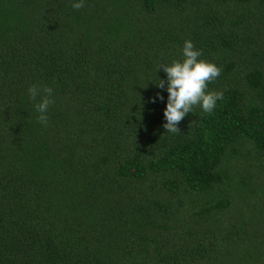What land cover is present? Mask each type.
Wrapping results in <instances>:
<instances>
[{
	"label": "trees",
	"instance_id": "16d2710c",
	"mask_svg": "<svg viewBox=\"0 0 264 264\" xmlns=\"http://www.w3.org/2000/svg\"><path fill=\"white\" fill-rule=\"evenodd\" d=\"M73 2L0 0V264H264V0ZM185 39L224 98L172 133Z\"/></svg>",
	"mask_w": 264,
	"mask_h": 264
},
{
	"label": "clouds",
	"instance_id": "9594fccd",
	"mask_svg": "<svg viewBox=\"0 0 264 264\" xmlns=\"http://www.w3.org/2000/svg\"><path fill=\"white\" fill-rule=\"evenodd\" d=\"M83 3L84 0H74L72 7L81 8ZM201 57L202 51L195 47L193 41L185 39L182 59H174L168 64L160 63L157 67V71L162 70L166 74L165 77H158L156 86L167 92L162 127L168 132H179L178 123L193 111V106L199 105L205 113L211 112L217 106V101L224 98L222 90H208V83L221 74L222 68L215 62ZM27 91L33 101L40 95L34 107L39 113L37 119L46 125L48 107L53 102V89L46 85L38 88L34 83ZM151 99L155 103L157 99L165 100V97L161 92H157Z\"/></svg>",
	"mask_w": 264,
	"mask_h": 264
}]
</instances>
